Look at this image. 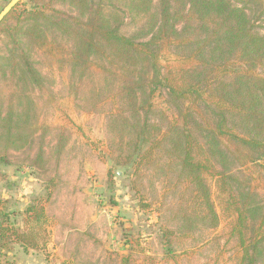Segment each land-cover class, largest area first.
<instances>
[{
	"label": "rangeland",
	"instance_id": "rangeland-1",
	"mask_svg": "<svg viewBox=\"0 0 264 264\" xmlns=\"http://www.w3.org/2000/svg\"><path fill=\"white\" fill-rule=\"evenodd\" d=\"M8 1L0 0V10ZM153 2L146 14L125 10L121 32L142 36L158 9V0ZM249 9L254 28L264 35V11ZM52 36L64 45L58 65L26 44L46 94L20 72L12 94L0 75V221L14 212L11 221L24 228L21 216L34 205L47 217L49 240L45 251H24L17 243L1 248L0 264H16L30 252L48 263L122 264L126 256L130 264H236L241 247L235 210L252 208L264 215V159L222 175L216 173L218 166L203 172V190L161 150H154L153 158L116 164L113 158H127L129 138L113 107L93 100L101 91V76L74 72L67 62L68 40ZM5 48L0 35V51ZM257 73L264 75V63ZM153 104L151 122L162 130L180 119L179 105L164 89L156 92ZM198 140L205 150L204 136ZM205 197L215 209L214 221ZM245 212L248 226L256 218ZM65 227L73 230L64 250ZM168 245L176 262L165 259Z\"/></svg>",
	"mask_w": 264,
	"mask_h": 264
},
{
	"label": "trees",
	"instance_id": "trees-1",
	"mask_svg": "<svg viewBox=\"0 0 264 264\" xmlns=\"http://www.w3.org/2000/svg\"><path fill=\"white\" fill-rule=\"evenodd\" d=\"M153 1H19L0 23L7 46L0 51V75L12 94L16 72L46 94L28 46L37 47L58 65L64 45L52 35L59 33L68 40L71 69L82 77L101 76V91L99 96L94 93L93 100L113 107L127 133L129 154L124 162L113 158L116 164L146 160L154 150H161L200 186L205 171L218 166L221 170L216 173L222 175L264 159V75L257 73L264 63V35L254 28L248 12L252 6L263 12L264 4L261 0H158L152 24L142 36L123 34L124 11L146 14ZM160 89L180 110V119L164 130L151 122L153 99ZM197 132L206 139L205 150ZM204 200L214 221L215 209L207 197ZM245 211L256 218L248 226ZM245 211L239 206L235 210V235L241 247L236 264H259L264 259V215L252 208ZM12 214L0 221V249L17 243L24 251L29 247L45 251L49 230L43 210L33 205L25 208L23 216L16 213L25 229L14 225ZM122 259V264L131 263L126 256ZM165 259L177 261L170 245Z\"/></svg>",
	"mask_w": 264,
	"mask_h": 264
},
{
	"label": "crops",
	"instance_id": "crops-1",
	"mask_svg": "<svg viewBox=\"0 0 264 264\" xmlns=\"http://www.w3.org/2000/svg\"><path fill=\"white\" fill-rule=\"evenodd\" d=\"M65 228H67V229L64 230V234L61 237V243H60L61 247H63L64 250L66 249V245L69 244L68 243V237L70 235L71 230H73V228H69V227H65ZM53 240H54V238L52 237V241ZM35 253H37V252H35ZM24 257L25 258L16 260V264H68V263L64 262L63 260H60V261L57 260L56 263H51V262L48 263L46 260H43V259L40 260V259L35 258V256H33L31 252L24 255Z\"/></svg>",
	"mask_w": 264,
	"mask_h": 264
},
{
	"label": "water",
	"instance_id": "water-1",
	"mask_svg": "<svg viewBox=\"0 0 264 264\" xmlns=\"http://www.w3.org/2000/svg\"><path fill=\"white\" fill-rule=\"evenodd\" d=\"M20 0H9L0 10V23Z\"/></svg>",
	"mask_w": 264,
	"mask_h": 264
}]
</instances>
